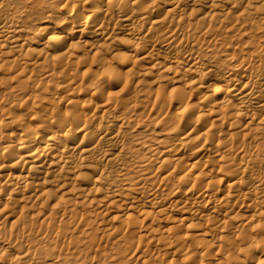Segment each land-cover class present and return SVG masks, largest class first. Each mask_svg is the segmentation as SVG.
I'll use <instances>...</instances> for the list:
<instances>
[{"label": "bare ground", "instance_id": "obj_1", "mask_svg": "<svg viewBox=\"0 0 264 264\" xmlns=\"http://www.w3.org/2000/svg\"><path fill=\"white\" fill-rule=\"evenodd\" d=\"M0 264H264V0H0Z\"/></svg>", "mask_w": 264, "mask_h": 264}]
</instances>
